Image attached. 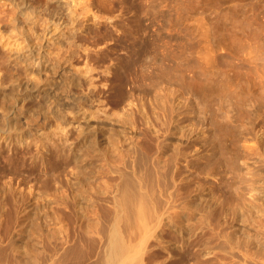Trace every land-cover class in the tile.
Instances as JSON below:
<instances>
[{"label": "bare ground", "instance_id": "6f19581e", "mask_svg": "<svg viewBox=\"0 0 264 264\" xmlns=\"http://www.w3.org/2000/svg\"><path fill=\"white\" fill-rule=\"evenodd\" d=\"M97 1L103 2L104 0H96V3ZM228 1L231 2V0ZM238 1L240 2V0ZM255 1L251 3V0L250 5L254 6ZM100 2L99 4H102ZM226 2V0H212V3L208 4L210 7L212 6V26L207 29L208 26L203 25L206 21L201 23L203 25L202 28L207 27L206 31L202 29L203 33L200 31L202 35L205 33L202 36L203 43L199 42L205 48L203 49L202 47L201 53L203 52V55L206 53L204 51H208L207 54H204L206 57L212 51V56L203 59L205 65H197L198 67H192L189 70L187 85L184 84L185 82H180L181 85L176 87L181 90L188 89L192 91V95L196 94L197 101L201 103L200 118L203 120L208 117L209 125L212 128L211 138L206 141L205 131L201 127L198 128L191 119L188 118L189 120L185 123L179 120L177 109L181 103L185 104L186 99L181 94L183 92L180 89L176 90L166 86L165 92L168 90L169 94H171L169 96L164 92L167 94L168 101H170L167 107L164 101L159 100L162 95L160 92V97L155 96L159 103H157L158 108H160L159 111L155 109V105L153 106L150 103L151 100H149L150 105L148 104V106H153V109L151 107L149 114L146 110L142 112L143 108L140 106V102L138 108L141 109L136 107L142 112V118H144V124L146 125L145 128L142 127L144 125L140 126L144 129L141 136L137 132L136 134L133 133L135 130H132V125L135 122L131 125L132 128L129 127L133 132L126 130L135 134L134 137L129 132H125L126 128L124 126L117 124L119 121L115 117L118 116L121 109L115 108V111L113 107L114 112L118 110V113H115L117 116L114 114L115 117H112L113 113L108 111L110 104L106 103L108 105L105 106V96L101 98L99 95L100 90L96 89L98 74L95 73L93 75L90 73L93 67L90 72L88 71L90 69L89 66H92L93 62L92 64L89 63L90 65L88 64V69L86 68L85 73L88 71L89 74H85L84 72L75 71L76 69L74 70L73 68L75 65L73 66V61L71 60L73 52L82 45L77 42L79 40L76 41V33H83V30L89 26L85 24L88 17L92 20V22L90 21L91 23L97 22L102 17L94 10L93 7L95 5L92 0H0V170H5V172L6 170H12L17 173H20V171L26 172V174H21V177H16L15 175V177H11L7 174L9 175L7 179L6 175H3L5 179L3 176L0 179V264H37L36 252L32 251L33 249L35 250V247L32 250L22 248L18 240L24 230H22L23 222L39 214L40 211L42 212V209L48 210L46 208H51V206L47 207V205H51V201H54V196L50 199L49 197L45 198L44 194L41 195V192L43 193L47 189L41 191L43 187L38 184L36 176L28 177L29 173L35 170H64L69 164L73 162L76 164L81 160L85 166L83 167L82 176H79L78 170H74L76 169L74 165L72 169H70V166L68 167L70 170L66 172L67 174L69 173L68 175L65 173L67 176L62 173V175L64 174L63 176H66L64 177L65 181L62 183L66 186L64 188L67 191L64 192V188L61 189L63 185L59 183L61 181H57L55 176L45 175L43 185L45 184L49 187L50 182L57 181L55 182L57 186L53 183L55 185L54 187L51 185V187L56 190L60 186L62 192L58 189L59 194H56L59 197L61 195V199H65L63 202L64 207L68 209L66 215L68 218L79 220V225L89 218L92 220L96 219L97 222L98 219L106 222L108 220L109 224L108 222L107 224L100 222L109 227H107L108 229L105 227L107 232L96 231L94 236L97 248H94L95 251L85 250V257L83 256L84 264H167V255L172 256L174 252L176 254L177 252L181 253V250L183 251L184 247L194 240V237L199 233H204V229H208V233L212 235L215 226L212 227L208 222L211 215L217 217L218 225L222 224L219 227L220 232L227 233L231 227L227 214L237 206V200L230 201L231 203L227 207H221L215 215L213 208L219 205L222 200H220L214 188L211 185H203L199 182L189 183V177L183 175L179 170L181 159L185 158L190 152L186 150L188 148L187 144L194 138L201 139L204 144L209 145V149L199 155V158H204L207 163L202 170L208 176L216 178L222 172L220 170H226L231 178H237L239 177V170H241L238 160L244 158L245 160H252L251 163H246L247 170H262L264 168V147L262 148L260 145L262 138L259 135L252 136L254 134H252L254 124L264 117V10L258 9V6V8H249L248 12L246 8H243L244 4L236 0L235 2L237 3L231 2L233 11L229 12L222 10L221 7V4L223 3L224 5ZM206 8L208 9V7ZM194 9H196V6ZM194 9L188 10L191 12L196 11ZM197 12L195 13L200 16L199 11ZM118 15V12L114 10L111 15L104 14L103 18L106 20L105 23H114ZM191 15H194L193 12ZM203 15H206L204 11ZM183 16L185 18V15ZM197 16H192V18ZM85 17L87 19L83 24ZM187 17L189 16L187 15ZM93 20L95 21L93 22ZM198 20L201 22L200 19ZM167 22L169 23V21ZM189 23L191 24V22ZM195 24L194 22L195 27L200 25L199 23ZM204 24L207 25L208 23ZM82 25H87V27L84 28ZM96 26L98 27V25ZM112 26L111 28H113ZM114 28L119 30L116 27ZM168 30L167 28L165 31ZM192 32L188 34L183 32L186 34L183 40L191 44H197L199 39L196 37L200 33L196 34L195 37V35H192L194 32ZM92 35L90 36L92 37ZM101 35L102 33L100 37H102ZM85 43L83 50L79 48L80 52L88 50L87 47L84 48ZM97 43L98 41L94 46ZM88 47L93 49V47ZM198 47V50H200V46ZM194 49L192 48L188 52L190 55L192 54V57L200 56L202 58L204 56L200 55V51L198 52V50ZM218 49H221L220 52H218ZM196 52H198V55ZM93 53H96V51ZM77 54L75 53V56ZM109 61L112 64L111 60ZM107 69L110 71L109 68ZM185 72L187 73V71ZM99 75L101 74L99 73ZM180 80L182 81L183 79L180 78ZM104 81L102 82L104 83ZM102 82H100V85ZM173 82L175 83V81ZM82 86H84V91L83 89L79 90L80 94H78L77 89L82 88ZM110 88L112 87L110 86ZM173 91H178V93ZM187 95L191 94L187 92ZM80 99L84 103L81 107L78 103ZM195 103L197 102L195 101ZM224 104L230 106L226 108L234 110V114L231 115L233 119L228 118V112L227 114H220ZM83 106L84 109H82ZM106 107H108V110ZM122 109L126 111V108ZM189 109V112H192L191 106ZM121 111L119 113L120 116ZM73 113L81 114V119H75L72 115ZM93 114L94 117L96 116L95 118ZM123 118L121 119L124 120L126 117ZM144 120L142 119V121ZM138 121L140 120L138 119ZM124 122L122 121V123ZM129 122L132 123L131 121ZM116 125H120L119 128H122L115 129L118 130L117 133L119 134L111 139L108 133L109 129L112 127L114 129ZM72 129L79 131L74 136L75 139L70 137L71 131L73 132ZM195 149L196 147L192 148L191 151ZM77 168L79 167L77 166ZM218 185H221L223 192L229 198L235 193L233 183L221 184L219 182ZM249 190L257 193V195L249 193L247 200L243 202L246 206L254 207L252 200L255 201L261 198L264 201L263 186H256L255 184ZM50 191L52 192V189ZM50 191L47 190V194ZM40 195L44 196L41 197L42 200L40 199L42 202L39 200ZM57 195L55 196L57 197ZM48 199L51 200H49L51 202L49 204L46 202ZM39 201L40 203L46 202H44L46 204L45 207L40 211L37 210L40 206ZM54 202L60 204L58 201ZM102 204L110 206V211L108 210L106 217H101L100 214V205ZM196 210L200 214L199 221L192 219V215L196 213ZM53 213L52 215L56 217L57 215L55 214L58 211ZM48 214L51 215L49 212ZM48 214L47 216H49ZM41 215L43 216V214ZM58 216L56 217L57 219ZM262 216L263 212L260 209H255L248 219V225L244 227L246 232L244 244L248 250H252L254 255L251 261L245 258V264H264V223ZM55 217L51 221H56ZM64 217H66L65 214ZM64 217L63 219L60 217L57 221L61 223L62 219L64 223ZM88 221L90 223V220ZM29 222L31 223V221ZM36 222L39 223V221ZM40 222L41 224L36 225L38 228L43 224L42 220ZM76 222L75 224H77ZM100 223L98 224V229L100 228ZM51 224H48L47 227L52 226L54 223ZM58 225L57 229L59 230ZM88 225L90 226V224ZM82 227L86 230L88 228L83 224ZM60 228L63 231L65 227L61 226ZM75 228H77V225ZM31 229L33 230V228ZM41 229L46 231L43 226ZM66 230L68 229L66 228ZM89 233L91 234V231ZM228 235L229 233L226 234V236ZM36 237H38L39 243L40 238L39 236ZM66 238L68 240V237ZM227 238L229 241L232 239V237ZM78 242L80 241L78 240ZM28 244L27 246H29ZM208 244L209 240L197 244L196 251L204 255L206 247L209 246ZM60 245L63 246L64 244ZM81 246H83V243ZM54 253L53 255L56 256V253ZM75 253L73 254L75 255ZM37 255L39 254L37 253ZM76 262L78 263V261Z\"/></svg>", "mask_w": 264, "mask_h": 264}, {"label": "rangeland", "instance_id": "374dc122", "mask_svg": "<svg viewBox=\"0 0 264 264\" xmlns=\"http://www.w3.org/2000/svg\"><path fill=\"white\" fill-rule=\"evenodd\" d=\"M92 1H93L94 5H95L93 7L94 10H96L102 17H100L101 19H98V21L100 20V22H98V21L96 22L95 20H93V22L95 21L94 23H91L92 20L89 19L90 17H88V20L87 21H86L87 18L86 17L84 18L83 24L86 21L85 24H87L89 26L87 27V25H85V26L82 25V26H84V28L87 27V28H85V30H83V33L84 32L85 33L83 34L81 32V33H76V35H75L76 41L79 40L77 42H79L82 45H80L78 47V49L74 51L75 53H78V54L75 56V53L73 52V54L71 56V60L73 61L72 62L73 66L75 65V67H77L78 69L75 68V67H73V68H74V70L76 69L75 71H80V72H84L85 73L86 70L89 67H90V69L88 70L89 72L91 71V68L93 67V69H92V71L90 73L93 74V75H95V73L98 74L97 75L98 76V79H97V83H96L97 84L96 85V87H97L96 89H99L100 90V91L99 90H97V91H99V95H100L101 98L105 96V99H104V100H106V102L104 101L105 102V106H107L108 104H110L108 106L109 107V110H108V107H106V109L109 112H112L113 115L115 113H118V110L119 109L123 110V111L119 110V113L121 111V116L118 113V116L120 118L116 114L115 115L117 117H115V115L114 116L112 115V117H115L119 121V123H117V124H120V125H122V126H124L126 128L125 129V132H127V133L129 131L133 132L132 130H135V132H133V133L136 134V132H137V134L141 136L142 131L144 130L142 127L145 128V126H146L144 124L145 123V120H144V118H142V114H141L142 112H145L143 110L148 111V114H149L151 112V110H150L151 107L153 109V106L154 105H155V109L156 110L159 111V109H160L157 106V103H158L157 101L158 100H157V98H155V96L158 97L159 95L162 94L161 97L159 96L160 97L159 100L162 101V102L164 101V103H165V105L167 107L168 106V103H170V101H168L169 99L167 97V94L169 96H171V94H169V91L168 90H167L168 92L167 91L165 92V90L167 89L166 87H171V88H174L176 90H179L180 88H176V87H179V85H181L182 82H185L184 84H186V82L188 80L187 76H188V74H190L189 73L190 72L189 70L192 67L196 68L197 65L198 66L199 65L200 66L201 65H205L204 62H203V59H206L208 56H212V54H211L212 51H210L211 53H209L211 55L208 54L206 57H205L204 54H207L208 51H204L206 53H204L203 54L204 56H203L202 55L203 52L201 53V51L203 49H205V48L203 47V45L201 43H199V42H202V36L205 34L204 33L202 35L201 32L203 33V30L206 31L207 29H209L210 26H212V20H211L212 19V6L211 7L209 6L210 5L209 3H212V0H210L211 2L210 1L208 2V0H207L208 3L206 2V0H199V1L194 0V2H193V0H177V1L176 0H110V2H109V0H104L103 2L102 1L100 2L99 1L102 4H99L98 1L96 3V0L95 1L92 0ZM106 1H107V3H106ZM226 1L229 2L228 0H226ZM235 1L231 0V2H234V3L239 2L238 0H237V2H235ZM254 1L255 0H252V2H251V0H245V1L244 0H240L239 3L242 2L244 4L243 5L244 6L243 8H246V10H248V12H249V8H251V7L258 8V6H259L258 9L264 10V5H263L264 4V0H256L259 4L255 1V3L253 4L254 6H251L250 5V2L253 3ZM227 2H226V4H227ZM231 2H229L230 5L229 4L228 5H226V4L223 5V3H222L221 4L222 10H226V11L232 12L233 9L231 7V4H232ZM108 3H109V7H108ZM176 3H178V4L176 5ZM190 3H192V4H190ZM174 4H175V7H174ZM205 4H207V5L205 6ZM247 4H249L250 6L249 5H248L249 7L246 6ZM255 4H257V5H255ZM101 5H103V6H101ZM105 5H106V7H105ZM184 6H185V8H184ZM195 6H196V9H194ZM197 6L199 7V9L201 11L198 9ZM223 6H225V7H223ZM96 7H97V9H96ZM186 7H187V10L188 9H190V10L194 9V10H196V11H192L194 15H191L192 12L189 11V10H188V12H189L188 13L187 10H186ZM206 7H208V9ZM105 8H106V11H105ZM176 8H177V10H176ZM114 10H115V12H118V14H119L118 17L114 20V23L113 22H111V23L106 22L105 23L106 20L103 18V15L104 14H110L111 15V13L112 14L114 13ZM121 10H122V12H121ZM208 10H209V12H208ZM129 11H130V13H129ZM175 11H176V13H174ZM184 11H185V13L189 17H187V15L184 13ZM197 11H199L200 16L202 18L199 16V14H197L198 13ZM203 11H204V14H206L205 16L203 15ZM195 12H197V13H195ZM207 13H208V16H207ZM168 14H170V15H168ZM182 14L185 15V18H184V16ZM195 15L196 16L198 15V16L196 18H194ZM192 16H194L193 17L194 18L193 21H192V19H193ZM180 17H181V19H180ZM122 19H124V20H122ZM185 19H187V20L185 21ZM195 19H197V21H195ZM198 19H200L201 22H199ZM167 21H169V23ZM204 21H206L208 24L207 25L204 24V23H206ZM189 22H191V24ZM194 22L196 24L199 23L201 25L200 26L198 24L200 26V28H199V26L198 27L197 26L195 27L194 26ZM202 22H204L203 25L204 26H208V28L207 27H204L205 29L202 28V26H203L201 24ZM107 23H108V25H106ZM181 23H182V25H181ZM209 23H211V24H209ZM92 24H94V25H92ZM96 25H98V27ZM166 25H168V26H166ZM94 26H95V28H93ZM111 26L113 28H111ZM174 26H175V28H174ZM114 27L118 28L119 30L115 29ZM166 27L169 29L168 31H165V30H167ZM185 27H189V28H185ZM120 28H121V30H120ZM194 28H195V31H194ZM197 28L199 29V32H198V29ZM192 31L194 32V34H192V35H195V37H196V34L200 33V35L199 36L197 35V37H196V38L199 39V41H198L197 44H191V43H188L187 41H184L183 40V38L185 37V35L188 34L189 32H192ZM183 32L186 33V34H184ZM89 33H91L90 35L93 34L94 36L92 35V37H91L89 35ZM99 33L100 34L102 33L101 36L103 38L100 37V34ZM123 34H125V35H123ZM84 35H86V36H84ZM104 35H105V37H104ZM79 36H81L82 38L79 37ZM135 36H136V38H135ZM93 38H94V40H93ZM80 40L83 41V42L85 41L86 43L84 42L85 43V47L84 48H86V47L88 48V50L86 49L85 52L84 51H81L82 53L80 52V49L79 48H81V50H83L84 43L81 42ZM87 40H88V42H87ZM97 41H98V43L101 42L100 44H102L105 48L102 45L99 47L100 44L98 45V43H97L98 46L95 45L96 46L95 47L94 44ZM86 44L88 46H90L91 48L93 47V49H90ZM106 44H107V46H106ZM198 46H200V50H198V48H199ZM107 47H110V48H107ZM178 47H179V49H177ZM202 47H203V49H202ZM192 48L193 49L195 48L194 50H196V48H197L198 52L200 51V55H202L205 58H203V57L200 58V56H198L200 59L198 57H196V58L195 57H192V54L190 55V53H188L190 51V49H192ZM211 49H212V47H211ZM220 50L221 49H218V52H220ZM87 51H89V52H87ZM95 51H96L97 54L96 53H93ZM198 52H196L197 55H198ZM82 55L85 56L86 58L83 57ZM143 55H144V57H143ZM146 55H147V57H146ZM180 56H183V57H180ZM84 58H85V60H84ZM88 60H90V61H88ZM109 60H111L112 64L110 63ZM92 62H93V65L94 66L93 65L92 66L90 65V64H92ZM114 62H115V64H114ZM104 63H105V65L107 64L108 67L105 66V65H103L104 66L103 67L102 64H104ZM95 67H97L96 68L97 71H96ZM100 67H101V69H100ZM107 68H109L110 71ZM187 68H188V70H187ZM106 69H107V71H106ZM102 70H104V71H102ZM88 71L85 74H89ZM100 71H102V72H100ZM185 71H187V73ZM106 72H107V74H106ZM155 72H157V73H155ZM181 72H182L183 75L181 74ZM99 73L101 75H99ZM180 76H182V77H180ZM179 77L181 79H183V80L181 81ZM103 78H105V79H103ZM101 79H102V81L105 80L104 83L101 81ZM185 79H186V81H185ZM162 81H163V83H162ZM173 81H175V83ZM177 81H179V82H177ZM100 82H102L101 85H100ZM134 83H136V84H134ZM165 83H167V84H165ZM177 83H178V86H177ZM103 84H105V85L103 86ZM172 84L175 85V87H173ZM120 85H121V87H120ZM101 86L104 87V88H102ZM107 86H109V87H107ZM110 86L112 88H110ZM125 86H126V88H125ZM100 87H101V89H100ZM83 88H84V86H82V88L77 89V93L80 94L79 93L80 92L79 90H82ZM159 88L161 89V91H160ZM163 88H164V90H163ZM158 89H159V91H158ZM83 91H84V89H83ZM151 91H153L154 93L151 92ZM181 91L183 92V93H181L182 96L184 98L186 97V99H185V104H182L181 103L180 107L177 109V113L179 115L178 116L179 117V120L182 123L183 122L185 123L189 119H191L198 126V128L201 127L205 131L206 141L207 140L209 141V139L211 138L212 128L209 125V118L208 117H206L203 120H202V118H200L201 113H199V111H200L201 103L197 101V98L195 97L196 94H193L192 95V93H191L192 91H190L188 89H186V90L183 89ZM164 92L167 93V94H165ZM173 92L174 93H178V91H173ZM187 92H188V94H191V95H187ZM101 94H102V96H101ZM125 94H126V96H125ZM155 94H157V95H155ZM153 95H154V98L155 99L153 98ZM112 96H114V97H112ZM162 98H163V100H162ZM108 99H109V101H108ZM125 99H127V100H125ZM149 100H151V102ZM195 101L197 103H195ZM115 102H116V104H115ZM139 102H140L141 105L139 104ZM149 102L153 106H148V104L150 105ZM78 103H79V106L80 107H81V105H84L82 99H80ZM106 103H108V104H106ZM132 103H133V105H132ZM142 103H144V104H142ZM111 104L115 105L116 107L113 106V105H111ZM118 104H119V107H118ZM121 105L123 106L122 108H126V111H125V109H122L121 108ZM138 105H140L143 108L142 109V112H140L138 110V109H141V108H138ZM190 106L192 107V112H189L190 111V109H189ZM113 107H114V110L115 111H116V109H118L117 112H114ZM207 107H209V106L207 105ZM226 107H230V106L224 104V106H222L223 110H222V112H220V114H227V112H228V114H227L228 115V118L230 117V119H233V117H231V115L234 114V112H233L234 110H232V108H226ZM82 109H84V106L82 107ZM149 110H150V112H149ZM193 110H194V112H193ZM230 111H232V112L230 113ZM124 112H126L127 114L124 113ZM224 112H226V113H224ZM72 115L74 116L75 119H81V117H80L81 114H79V113H75V114L73 113ZM122 115L123 116L125 115L126 118L124 117L125 118L124 119ZM128 115H129V117H128ZM88 116H90V115H88ZM90 117H92V116H90ZM93 117H94V114H93ZM130 117L132 118V120H131ZM121 118H123L125 120V122ZM127 119H129V120H127ZM138 119L140 121H138ZM142 119L144 121H142ZM120 120H121V122H120ZM136 120H137V122H136ZM122 121L125 124L122 123ZM129 121H131L132 123H130ZM128 122H129L130 126H129ZM138 124H141V125H138ZM120 125H116L118 128L115 126L114 129H113V127L109 129V132L108 133H109V136H110L111 139L115 138L117 136V134H119V133H117L118 130H115V129H121L122 127L119 128ZM131 125L133 126V128H132ZM142 125H144V126H142ZM140 126H142V127H140ZM129 127L132 128V130ZM136 127H137V129H135ZM127 129L129 131H126ZM72 130H73V132L71 131L70 137H71V139H75L74 136H76L79 131H77V130L74 131V129H72ZM112 132L113 133H116V134H113ZM133 133H130V134H132L133 137H134L135 134H133ZM252 134H251L252 136H254V135L261 136L262 141L260 142V145L263 148L264 147V117L262 118V120H260V121H258L257 123L254 124L253 130H252ZM187 147L188 148H186V150L187 151L189 150L190 152L187 154V156L185 158H182L181 159V162L179 163V170L182 172L183 175H186L187 177H189V180H190L189 183L199 182V183H201L203 185H211L214 188V191L219 196L220 200H222V202L219 203V205H216L213 208L214 214L216 215L217 212L219 211V209L221 207H227L231 203L230 201L237 200V206L234 207V209H232L227 214L228 222L231 224V227L228 229L227 233L224 234V233H221L220 232V228L219 227L222 224L221 225H218V223H217V217L211 215L209 217V219H208V222L212 225V227L215 226L214 231H212V235H210L208 233V229H204V233L203 234L202 233H199L196 237H194V240H192V242L190 244H188L186 247H184V250L183 251L181 250V253H178L177 252V254H176V252H174L172 254V256L165 254V255H167V258H166L167 264H245V258L247 260L251 261L253 259V256L254 255L252 254V250H248L247 247H246V245L244 244V241L246 239V232H245L244 227L246 225H248V219H249L250 215L252 213H254V210L255 209H260L263 212L262 221L264 223V201H262L261 198L255 200V201L252 200L253 205H254V207H252V208L246 206L243 202H244V200H247L249 193H253L254 195H257V193L252 192V191L249 190L250 187L254 186L255 184H256V186L261 185V186L264 187V168L262 170H247L246 169L247 168V164L248 163H251L252 160L251 159L245 160V158H244V159L238 160L239 166H240V169H241V170H239V177H237V178H231L230 174L228 172H226V170H220L222 172H220V174L218 176H216V178H214V177L208 176L206 173H204V171L202 170V168L207 163L205 162L204 158H199V155H202L206 149H209V145L206 144V143L204 144L201 139L194 138L193 140H191L187 144ZM194 147H196V149L194 151H191L192 148H194ZM80 155H81V153H80ZM73 163H71L68 166H66L67 168L65 167L64 170H47L49 172H47L46 170H42V171L41 170H35L34 172L29 173V175H28V177L36 176V179H37L38 184L41 185V187H43L42 189L40 188L41 191L43 189L44 190L47 189L48 191H50V189H52V192L53 193L50 191V193L47 194V190H46V191H43V193L41 192V195L44 194L45 198L49 197L50 199L53 198V196H54V201H58L60 203V204H58L56 202L57 203L56 204L54 201H51L50 199H48V201H46L47 204H49V203L52 202L54 205L51 203V205L50 204L47 205V207L51 206V208H46V209H48V210L50 209L51 211L53 209H55L56 211L53 210L51 212L50 210L49 211L48 210H44L42 208L45 207V205H46L45 203L46 202L43 201V203L45 202L44 204L43 203H40V201L42 200L41 197H44V196H41L40 195V197H39V200L41 199L39 201L40 206L37 208V210L40 211L42 209V212L40 211V213H39L37 211L39 214L35 213L37 215H35L34 217H32L30 219L28 218L27 220H25L23 222L24 225H22V230L23 229L24 230L22 232L21 238L24 237L25 240H24V238L23 239L20 238L21 240L19 239L18 240V243L20 244V247L25 248V249H29V250L30 249L32 250L35 247V250L33 249L32 251L33 252L34 251L36 252L35 256L38 259V260H36V263L37 264H51V263L52 264H59V263H62V261H63L64 264L65 263L66 264H84V262H83L84 261L83 256L85 257V255H84L85 252H86L85 250L90 249L91 251H95L94 248H97L96 247L97 243H96L95 236H94V234H96V231H99V232L106 231L107 232V230L105 229V227L106 228L109 227V226L106 225L107 222H108V220L106 222L104 220H99L98 219V222H97L96 219H93L92 220V219L89 218L88 220H90V223H88L89 222L88 220H85L84 222H82L79 225V220L77 221L76 219L74 220L73 218H68V216L66 215L68 209H66V207H64V203L63 202H64L65 199L64 200H63V198L61 199L60 198L61 195L59 197V195H57L56 193L59 194L58 189L62 192L61 189L64 188V187H66V186H64V183H62V182L65 181V178L64 177H66L69 174V173L67 174L66 172H68L74 166H76V169H74V170H78L79 176H82L81 174L83 173V169H84L83 167H85L83 165V161L82 160L81 161H78L76 163L77 165L75 164V162H73ZM245 164H246V166H245ZM79 165H81V166H79ZM69 166H70V169L68 168ZM77 166L80 169L77 168ZM220 169H222V168H220ZM52 171H53V173L55 172V174H53ZM12 173H14V174L12 175ZM24 173L26 174L25 171H20V173H17V172H14L12 170L11 171L10 170H6V172H5V170H0V175L2 174L0 176V179H1V177L3 175H6L5 177L7 179V176H9V175L11 177L12 176L13 177H15V176L16 177H21V174H24ZM62 173H64V174L66 173L67 175L65 174L66 176H63L64 174L62 175ZM7 174H9V175H7ZM45 175H50V176H53V177L55 176V178L57 179L58 182L61 181V182H59V183H61L63 185L61 187V189H60V186L56 190H54L55 188L53 189L51 187V185H53V187H54V185L56 184L55 182H57V181L53 182L55 184H53L52 182H50L49 187L46 186L45 184L43 185V183H44L43 181H44V179L46 177ZM56 175H57V177L58 176H60V177L57 178ZM5 177L3 176L4 179H5ZM40 178H42V179H40ZM219 182L221 184H223V183H226V184L227 183H233V185H234V192L235 193L232 195L231 198H229L228 195L223 192V188L221 187V185L220 186L218 185ZM55 186H57V184ZM65 191H67V190H65V188H64V192ZM61 192H60V194H61ZM52 194H54V195H52ZM47 195H51V196H47ZM55 195H57V197ZM55 198H56V200H55ZM230 199H232V200H230ZM104 205L103 204L100 205V214H101V217H106V215H108L107 214L108 213V210L110 211V206H108V205H105L104 206ZM52 207H53V209H52ZM105 207H107V208H105ZM57 211H58V213H56L55 215H57V216L59 215L58 216V219H60V217L63 219L64 214H65L66 217H64V220H65L66 223L65 222L63 223V220L62 219H61V223H59L60 221H57L58 220L56 218L57 216L55 217L54 215H52L53 212L55 213ZM48 212L51 213V215L48 214ZM101 212L104 213V214H102ZM41 214H43V216ZM47 214L50 217L47 216ZM52 216L55 217V220L56 219L57 220L54 221V222L51 221L52 219H54ZM199 216H200V214H198L197 213V210H196V213H194L192 215V219L193 220H196V221H199ZM45 217H47V218H45ZM39 218H40V220H39ZM48 219L50 220V222H49ZM28 220L31 221V223ZM41 220L43 221L42 222L43 223L42 224L43 229H46V227L48 226V224H50V223L53 224L54 223L53 225H54V227L56 226L55 227L56 230H55L54 227H53L54 229L52 228V226H53L52 224H51L52 226H50V227H51V231L53 230L52 231L53 233L50 231V227H47L46 231H44V230L42 231V229L40 230V228H42V226L40 225L41 226V227L39 226L40 228H38L37 226H38V224H41V222H40ZM36 221H39V223L36 222ZM44 221L46 222V225H45V222ZM35 222H36V224L34 225ZM75 222L77 224H75ZM100 222H104L106 224L104 225V223H102L103 224L102 225ZM87 223L90 224V226ZM95 223H97V224L95 225ZM99 223H100V228L98 229L97 227H99V225H98ZM55 224H57V225L59 224L58 225L59 230L57 229V225H55ZM82 224L86 228L88 227L89 230H88V228L86 230L84 227H82ZM108 224H109V222H108ZM30 225H31V227H30ZM64 225H66V226H64ZM76 225H77V228H75ZM59 226L60 227L62 226L63 228L65 227L64 230L61 231L62 229ZM78 226H79V228H78ZM26 227H28V228L26 229ZM31 228H33V230ZM66 228L68 230H66ZM26 230H27V232H26ZM30 230H31V232H29ZM92 230H94V231H92ZM64 231H65L66 234L64 233ZM90 231H91V234L89 233ZM79 232H80V234H78ZM228 233H229V235L226 236V234H228ZM23 234H25V235H23ZM27 234H28V236L29 235H31V236H29V238H28ZM54 234H56V235H54ZM77 235L78 236L81 235V236L78 237ZM90 235H92V236H90ZM36 236H39L40 240L42 241L41 243H40V240H39V243H38V240H37L38 237H36ZM64 236H65V238H64ZM66 237H68V240H70V241H68ZM227 237H232L231 241H229V239ZM34 238H36V239H34ZM56 238H58V239L56 240ZM33 240H36V241H33ZM78 240L81 243L78 242ZM205 240H209V244H208L209 246L206 247V253H204V255H203V254H200L198 251H196L197 250L196 245L204 242ZM23 241H24V243H22ZM25 241H27V242H25ZM72 242H73V244L75 243L76 245L75 244L73 245ZM26 243L27 244L29 243L28 244L29 246H27ZM51 243H52V245H51ZM82 243H83V246H81ZM59 244H62V245L64 244L65 246L64 245L63 246H61V245L59 246ZM22 245L23 246L25 245V246L23 247ZM32 245H33V247H32ZM55 245H56V247H55ZM42 246H43V248H42ZM68 247H70V248H68ZM37 248H40L41 250L40 249H37ZM73 248H74V250H73ZM78 248H79V250L81 248L82 249L79 251ZM55 250H57V251H55ZM54 252L56 253V256L53 255ZM72 252L73 253L76 252L75 255ZM37 253L39 255H37ZM61 254L62 255L64 254V255L62 256ZM263 254H264V252H263ZM51 255H53V256H51ZM66 255L68 256L67 258H66ZM53 257H54V259H53ZM57 257H58V259H59L60 262L58 261ZM75 257L77 259L78 258L79 259L77 260ZM76 261H78V263Z\"/></svg>", "mask_w": 264, "mask_h": 264}]
</instances>
